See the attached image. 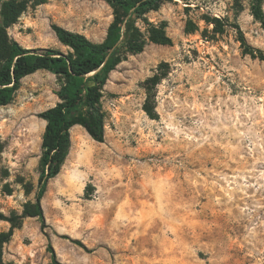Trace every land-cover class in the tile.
<instances>
[{
    "label": "rangeland",
    "instance_id": "obj_1",
    "mask_svg": "<svg viewBox=\"0 0 264 264\" xmlns=\"http://www.w3.org/2000/svg\"><path fill=\"white\" fill-rule=\"evenodd\" d=\"M148 19L167 25L172 44H150L111 73L104 143L71 130L41 202L44 228L22 216L39 188L38 115L59 102L60 83L39 71L0 106V215L20 222L1 264H51L50 246L62 264H264V61L239 41L241 31L264 53V26L250 0H173ZM113 20L104 0H46L8 35L67 53L53 25L102 42ZM156 74L151 119L145 82ZM10 229L0 220V236Z\"/></svg>",
    "mask_w": 264,
    "mask_h": 264
},
{
    "label": "trees",
    "instance_id": "obj_2",
    "mask_svg": "<svg viewBox=\"0 0 264 264\" xmlns=\"http://www.w3.org/2000/svg\"><path fill=\"white\" fill-rule=\"evenodd\" d=\"M46 0H8L2 4L0 19V106L10 105L21 87L23 79L39 71L54 74L60 83L56 92L59 102L38 115L46 124L42 137L41 173L36 203L27 207L22 218L37 217L46 226L42 199L48 183L62 171L71 148V130L81 126L98 143L105 141L106 113L102 99L111 73L127 60L129 55L144 52L150 44L171 45L165 23L149 21L148 15L158 11L173 0H104L114 10L105 39L94 42L85 35L53 25L59 42L68 48L65 53L57 49H26L10 39L8 28L15 24L30 3L40 5ZM253 17L264 26L263 0H250ZM239 41L243 53L264 61V53L251 47L240 31ZM158 74L145 82L147 100L144 110L151 119H157L155 107L150 103L156 98L155 88L163 79ZM0 220L11 223V229L0 236V264L2 249L8 243L19 219L0 215ZM86 249L80 240H72ZM51 264H62L50 246Z\"/></svg>",
    "mask_w": 264,
    "mask_h": 264
},
{
    "label": "bare ground",
    "instance_id": "obj_3",
    "mask_svg": "<svg viewBox=\"0 0 264 264\" xmlns=\"http://www.w3.org/2000/svg\"><path fill=\"white\" fill-rule=\"evenodd\" d=\"M67 48V47H66Z\"/></svg>",
    "mask_w": 264,
    "mask_h": 264
}]
</instances>
